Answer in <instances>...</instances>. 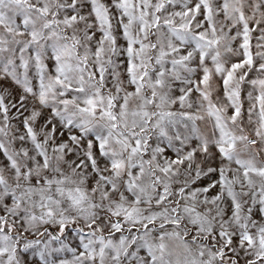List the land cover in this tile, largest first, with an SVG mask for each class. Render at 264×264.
Listing matches in <instances>:
<instances>
[{"label": "snow or ice", "instance_id": "obj_1", "mask_svg": "<svg viewBox=\"0 0 264 264\" xmlns=\"http://www.w3.org/2000/svg\"><path fill=\"white\" fill-rule=\"evenodd\" d=\"M0 264H264V0H0Z\"/></svg>", "mask_w": 264, "mask_h": 264}]
</instances>
